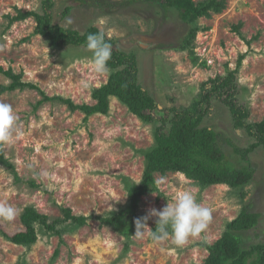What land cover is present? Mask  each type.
I'll list each match as a JSON object with an SVG mask.
<instances>
[{"label": "rangeland", "instance_id": "rangeland-1", "mask_svg": "<svg viewBox=\"0 0 264 264\" xmlns=\"http://www.w3.org/2000/svg\"><path fill=\"white\" fill-rule=\"evenodd\" d=\"M42 1L0 0V102L12 104L19 117V134L2 147L19 179L0 162V202L18 209L14 220L0 219V264H205L210 255L207 246L219 241L247 204L261 219L258 229L242 238L246 246L264 244L263 149L252 155L255 176L242 191L203 186L180 173L155 175L161 183H156V192L141 198L138 218L152 208L161 210L184 191L211 210L207 227L183 246L175 245L171 237L162 243L149 235L137 239L135 224L126 236L97 219L127 205L126 187L142 179L145 153L155 142V125L143 123L115 97L110 98L108 114L88 117L59 101H45L61 97L92 107L97 103L93 92L107 83L112 70L96 73L92 53L85 47L52 48L46 38L35 35L34 18L11 22L20 12L41 13ZM100 1L105 6L54 0V24L81 34L89 28L104 31L122 52L134 55L138 82L160 109L194 108L209 87L207 82L236 71L238 102L249 109L248 122L264 121V0H226L223 12H211L191 24L179 12H166L148 0ZM193 1L200 8L207 0ZM68 6L73 9L65 17ZM1 69L12 70L38 89L2 93L12 81ZM211 104L203 125L239 147H248L253 140L234 124L230 110L215 99ZM224 149L229 161L241 167L232 149ZM45 171L55 179L39 175ZM33 182L37 187L31 186ZM27 207L47 216L50 225L64 221L65 209L89 219L85 226L65 220L56 224V231L38 222V241L16 245L4 234L25 231L21 217ZM157 219L147 221L149 232L156 229Z\"/></svg>", "mask_w": 264, "mask_h": 264}, {"label": "trees", "instance_id": "trees-1", "mask_svg": "<svg viewBox=\"0 0 264 264\" xmlns=\"http://www.w3.org/2000/svg\"><path fill=\"white\" fill-rule=\"evenodd\" d=\"M81 5L92 4L105 6L100 0H74ZM164 10L179 12L186 24H191L199 17H209L211 12L221 13L226 8V0H207L200 8L194 7L193 0H148ZM54 0L42 1V12H20L11 22L24 21L29 18L36 20L35 35L46 38L54 49L64 50L69 47H85L86 37L99 30L89 28L83 34L77 30L68 29L54 24L52 9ZM73 6L65 8L64 16L70 15ZM235 26L237 32L240 29ZM192 32V41L195 37ZM113 45L112 58L108 68L112 70L107 83L93 92L92 97L96 105H75L71 100L61 97H45V101H59L66 104L69 109L80 111L86 117L109 113L110 98H117L129 111L145 124L155 125L154 146L145 153V168L139 183H132L126 187L128 203L118 213L106 218H97L106 225L129 236L134 230V221L138 218L141 198L150 192L157 191L156 174L162 176L168 173L184 174L187 178L203 186L226 185L235 190H241L250 185L255 176L252 155L260 149L264 150V121L261 124L249 123V109L238 102L239 85L237 72L231 71L225 76H218L206 84L201 100L191 109L164 108L160 109L155 99L138 82V68L134 55L122 52L116 41L109 40ZM2 73L12 82L3 86L2 93L24 90L26 88L38 89L35 85L25 83L21 75L12 70ZM44 94V93H43ZM224 104L232 116L236 126L243 128L252 138L248 147H239L230 139H225L213 128L204 126V119L211 110L212 100ZM225 146L232 149V153L239 160L238 167L229 161ZM0 162L12 170L16 180L18 174L15 167L5 158L0 147ZM31 186L37 187L33 182ZM241 197H246L244 192ZM64 221L48 224V217L39 214L35 208H25L21 222L25 231L13 236L4 234L5 238L16 245H32L38 241L36 223L42 222L48 229L57 230L56 224L71 221L79 226H85L88 217H77L71 210L65 209ZM91 216L90 218H92ZM261 215L250 210V204L244 205L238 217L230 222L227 230L219 241L213 246H207L210 253L205 264H264V244L257 243L246 246L242 235L255 232L260 224ZM128 232V233H127ZM59 234V232H57Z\"/></svg>", "mask_w": 264, "mask_h": 264}, {"label": "clouds", "instance_id": "clouds-1", "mask_svg": "<svg viewBox=\"0 0 264 264\" xmlns=\"http://www.w3.org/2000/svg\"><path fill=\"white\" fill-rule=\"evenodd\" d=\"M71 23V21H69ZM86 48L92 53L93 69L98 74L109 72L108 62L112 58L113 45L106 40L104 31L90 33L86 37ZM87 86L86 84L84 85ZM19 117L10 103L0 102V147L14 142L18 132ZM42 177L55 179L48 172H41ZM157 184L161 181H157ZM18 215V209L7 202H0V219L12 221ZM157 217L156 229L148 230L147 221ZM211 219V210L197 202L190 191H184L174 197L161 210L152 208L148 215L136 218L134 237L142 239L145 235L156 243H162L171 237L177 246H183L190 237L199 235Z\"/></svg>", "mask_w": 264, "mask_h": 264}]
</instances>
